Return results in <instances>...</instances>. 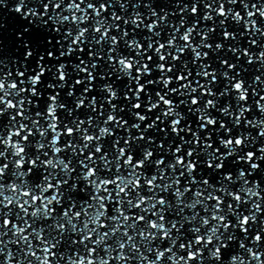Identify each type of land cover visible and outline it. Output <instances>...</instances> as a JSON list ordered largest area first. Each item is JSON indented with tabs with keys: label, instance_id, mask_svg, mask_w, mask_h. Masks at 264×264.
I'll use <instances>...</instances> for the list:
<instances>
[{
	"label": "snow or ice",
	"instance_id": "1",
	"mask_svg": "<svg viewBox=\"0 0 264 264\" xmlns=\"http://www.w3.org/2000/svg\"><path fill=\"white\" fill-rule=\"evenodd\" d=\"M13 5L0 264H264V0Z\"/></svg>",
	"mask_w": 264,
	"mask_h": 264
},
{
	"label": "water",
	"instance_id": "2",
	"mask_svg": "<svg viewBox=\"0 0 264 264\" xmlns=\"http://www.w3.org/2000/svg\"><path fill=\"white\" fill-rule=\"evenodd\" d=\"M13 6V0H8V7L0 9V59H3L4 63L9 68L12 67V61L15 58L21 57L23 52V47L20 45L16 33L21 30L22 24L27 25V21H21V18L18 14L10 11ZM159 6L166 8L171 7L170 5L164 4ZM51 35L55 40L56 34L52 33ZM40 38L42 39V37ZM85 47H87V45H85ZM241 63H243V61H241ZM245 67L248 69V72L245 74L246 77L259 74L256 72V69L259 67L258 64L245 65ZM237 70H240L239 67ZM262 71H264V69H262ZM252 115L259 116L260 114L254 111ZM66 239L70 240L71 236L69 235Z\"/></svg>",
	"mask_w": 264,
	"mask_h": 264
}]
</instances>
